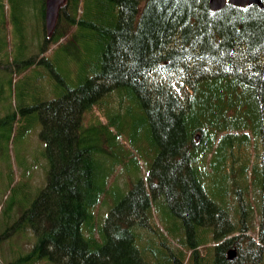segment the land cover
I'll return each mask as SVG.
<instances>
[{
	"label": "trees",
	"instance_id": "obj_1",
	"mask_svg": "<svg viewBox=\"0 0 264 264\" xmlns=\"http://www.w3.org/2000/svg\"><path fill=\"white\" fill-rule=\"evenodd\" d=\"M44 19L45 0H0V64L12 71L10 83L12 65L27 83L30 73L42 84L49 76L34 96L46 183L22 216L36 236L33 253L49 264H264V8L66 0L52 35ZM112 95L118 107H101ZM126 98L141 111L133 136L149 139L150 168L126 191L119 186L102 222L96 208L121 162ZM96 107L105 121L87 124ZM220 148L223 194L205 182L213 162L201 163ZM250 164L259 178H248ZM157 201L170 217L167 231L153 218ZM178 232L175 252L170 239Z\"/></svg>",
	"mask_w": 264,
	"mask_h": 264
},
{
	"label": "rangeland",
	"instance_id": "obj_2",
	"mask_svg": "<svg viewBox=\"0 0 264 264\" xmlns=\"http://www.w3.org/2000/svg\"><path fill=\"white\" fill-rule=\"evenodd\" d=\"M10 29H8V34L13 39V46L10 48L11 57L13 58L14 55L18 56V43L14 38L13 28ZM2 39L0 29V45ZM33 41L39 42L38 37H35ZM52 48H56V45H53ZM47 52L49 56L51 51ZM15 61L17 60L14 59L11 64ZM4 67L0 64V264H49L44 256H38L37 252L33 253L36 236L32 227L27 225V219L22 218L24 212L32 206L33 201L46 183L48 158L45 153V144L40 137L41 122L35 116L34 96L38 92L37 88L43 86L49 76L43 79L44 84H42V80L37 79L35 73H30L27 83V79H25L27 74H16L15 67L12 65L9 67L13 70L15 81L10 83L12 71L5 70ZM39 69L41 72H45L43 66ZM58 71H61V69ZM27 72L29 73V71ZM51 89L52 85H49L47 98L52 97L49 94ZM119 100L120 98L112 95L108 97V102L103 103L101 107L108 106V108L115 110L118 107ZM131 102L126 98L123 105L122 114L125 117L124 123H126L127 128L121 133L120 146L116 148L117 158L121 162L113 173L112 180H110L111 185L114 187L107 193L105 202L96 208V214L102 222L109 208L115 200L120 198L119 193L116 192L119 190V186L121 187L120 190L125 189L126 191L127 187L131 186L140 176L145 178L150 168V158L147 156V151L151 148L149 139L140 136L138 140H135L133 136L132 127L134 122L138 120L141 111L132 102L133 106ZM129 106H133L131 111L128 110ZM30 107H32L31 112L26 110ZM103 112L104 109L99 107L91 112H86V123L92 124L99 117L105 121ZM13 114L19 116L16 122L11 120ZM106 150H111V148L106 145ZM132 152L134 154L130 157ZM239 153L241 152H237V154ZM213 155L214 150H211L204 153L201 158V163L209 164V162H213L216 168L212 171V174L207 176L205 182L209 189H215L216 193L223 194V178L217 171L221 172V167L223 168V148H220L212 159ZM252 157L253 154L251 153ZM254 177L259 178L258 175L255 176L254 167L250 164L248 178ZM232 191L231 188L228 202L229 206L234 208L237 203ZM252 193L254 196V192ZM211 197L214 198V195H211ZM255 200L257 199L254 197ZM152 214L161 229L166 230L167 226L171 227L169 224L170 217L165 212L162 202L157 201L154 203ZM168 227L167 229H169ZM168 236L173 237V233L170 231ZM209 238H212L210 234ZM180 239H182L180 232H178L177 237L170 239L172 250L175 252H178V248H181ZM202 249L207 250L206 247Z\"/></svg>",
	"mask_w": 264,
	"mask_h": 264
},
{
	"label": "water",
	"instance_id": "obj_3",
	"mask_svg": "<svg viewBox=\"0 0 264 264\" xmlns=\"http://www.w3.org/2000/svg\"><path fill=\"white\" fill-rule=\"evenodd\" d=\"M65 0H46L45 4V26L49 34L55 29L57 21L59 19L60 8ZM227 3L241 6L249 7L253 4L259 5L261 8H264L263 0H210V7L213 11H217L223 8ZM235 256L234 253L230 254L229 258L233 259Z\"/></svg>",
	"mask_w": 264,
	"mask_h": 264
}]
</instances>
